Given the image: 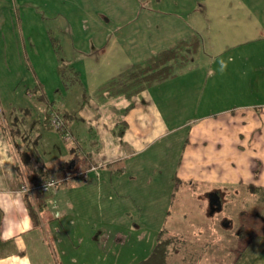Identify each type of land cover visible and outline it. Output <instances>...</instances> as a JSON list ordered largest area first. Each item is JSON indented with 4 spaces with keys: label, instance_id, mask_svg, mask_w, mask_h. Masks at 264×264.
<instances>
[{
    "label": "rangeland",
    "instance_id": "374dc122",
    "mask_svg": "<svg viewBox=\"0 0 264 264\" xmlns=\"http://www.w3.org/2000/svg\"><path fill=\"white\" fill-rule=\"evenodd\" d=\"M248 16L251 23L255 20L257 39L241 48H255L264 56V0H0V110L5 123H11L10 114L18 109L23 118L16 116L19 122L14 123H26L23 107L31 113L26 118L34 116L41 84L54 107L63 97L75 105L72 113H95L86 116L90 127H105L106 112L114 115L115 110L91 109L95 99L88 92L107 75L101 68L96 75L89 73V64L102 63L100 47H105L103 56H121L134 65L180 41L195 45L197 39L201 51L195 57L188 45L185 50L192 56L187 65L177 67L180 73L201 67L210 51L230 50L233 30L247 24ZM212 38L221 44L230 41L215 48ZM256 76L258 85L262 78ZM82 103L84 110L77 108ZM185 131L164 137L144 152L137 161L139 171L122 177L123 183L135 179V188L113 192L108 204L92 202L94 192L89 189L66 191L80 197L76 209L67 204L73 195L60 200L56 195L51 201L48 193H36L42 205V244L36 251L29 244L32 263L58 264L61 258L63 264H139L149 257L160 232V240L168 242L164 264H237L244 245L264 233V190L219 188L221 208L216 209L209 206L210 187L174 189ZM240 230H246L245 236L236 235Z\"/></svg>",
    "mask_w": 264,
    "mask_h": 264
},
{
    "label": "crops",
    "instance_id": "0c3cea01",
    "mask_svg": "<svg viewBox=\"0 0 264 264\" xmlns=\"http://www.w3.org/2000/svg\"><path fill=\"white\" fill-rule=\"evenodd\" d=\"M244 20L247 24L232 32L230 50L223 47L210 51L201 67L177 72L129 97L110 94L102 87L111 77L132 67V63L121 56H103L105 47H100L102 63L89 64V73L96 75L101 68L107 75L88 88V92L95 99L91 109L105 106L115 110L114 115L106 112L105 127L101 124L90 127L85 120L91 118L86 116L95 113L92 110L72 113L75 105L63 97L54 107L39 83L40 104L35 107L34 116L32 113L33 117L26 118L31 114L29 109L19 107L24 110L26 123L15 124L19 122L16 116H23L21 109L10 114V124L5 123L0 110V235H11L10 239H0V263L24 264L25 258H31L27 251L29 244H33L34 251L42 244L39 224L42 205L35 197L42 191L25 194L20 190L23 185L48 175L66 178L59 186L44 192L49 194V200L53 201L56 195L59 200L73 195L65 193L80 188L94 192L92 202L101 204L106 200L108 204L114 199L113 192L120 194L125 187L135 188V179L123 183L122 177L127 172L139 171L137 161L142 154L181 129L186 131L174 171V189L178 185L191 190L210 187L207 190L219 197L220 204L219 188L264 190V75L260 77L264 74V56L256 54L255 48H241L257 39L252 31L255 20L251 23L249 16ZM261 35L260 32L258 36ZM210 41L216 48L230 40L222 44L215 38ZM200 45L199 42L194 51L195 57L201 51ZM73 73L77 75L78 71L73 69ZM256 73V77L262 78L258 85ZM63 87L67 90L66 85ZM77 108L84 110L83 103ZM53 112L66 120L73 141H64L50 126L48 117ZM98 145L104 146L100 150ZM75 175L78 178L71 180ZM108 193L112 196H107ZM79 198L74 196L67 204L76 209ZM29 204L37 223L29 213ZM260 236L244 247L237 264H264V233ZM57 250L65 253L66 249L57 247ZM58 264H63L61 258Z\"/></svg>",
    "mask_w": 264,
    "mask_h": 264
},
{
    "label": "trees",
    "instance_id": "16d2710c",
    "mask_svg": "<svg viewBox=\"0 0 264 264\" xmlns=\"http://www.w3.org/2000/svg\"><path fill=\"white\" fill-rule=\"evenodd\" d=\"M183 42L184 41H180V43L175 46L158 51L147 57L145 60L134 64L132 67L121 72L120 74L111 77L102 88L108 91V93L110 94H124L129 97L137 91L146 89L150 84L154 82H159L173 77L177 73V67L185 65L187 60L189 59L191 50L188 51V53L185 49L188 48V45H192V43L189 44ZM194 43L195 45H192L193 51H195V49H197L198 47L197 39L194 40ZM48 177L50 176L48 175L46 177H42V179ZM63 182L64 180L58 183L57 186H59ZM29 213H31L34 223H37V219L30 204ZM245 233L246 230H240L236 232V235L243 237L245 236ZM161 235L162 233L159 232L149 257L142 260L139 264H164L168 250V242H166L165 240H160ZM245 246L246 244L244 245V247ZM242 250L240 251L238 256L242 254Z\"/></svg>",
    "mask_w": 264,
    "mask_h": 264
},
{
    "label": "built area",
    "instance_id": "2783aa9c",
    "mask_svg": "<svg viewBox=\"0 0 264 264\" xmlns=\"http://www.w3.org/2000/svg\"><path fill=\"white\" fill-rule=\"evenodd\" d=\"M49 124L52 128H54L60 133L64 141L71 142L74 140V136L71 132V129L69 128L68 124L65 122V120L59 113L53 112L50 115ZM62 180L65 181L66 178H62L60 180V179H56L54 176H50L48 178L38 179L32 183L23 185L20 190L21 192L24 193L33 192L34 190L47 192L53 189L54 187H56L57 184L60 183Z\"/></svg>",
    "mask_w": 264,
    "mask_h": 264
},
{
    "label": "water",
    "instance_id": "95a60500",
    "mask_svg": "<svg viewBox=\"0 0 264 264\" xmlns=\"http://www.w3.org/2000/svg\"><path fill=\"white\" fill-rule=\"evenodd\" d=\"M215 205L216 209L221 208L220 200L218 196H215L214 194H209V205Z\"/></svg>",
    "mask_w": 264,
    "mask_h": 264
},
{
    "label": "clouds",
    "instance_id": "9594fccd",
    "mask_svg": "<svg viewBox=\"0 0 264 264\" xmlns=\"http://www.w3.org/2000/svg\"><path fill=\"white\" fill-rule=\"evenodd\" d=\"M11 238V235H0V239H4V240H7V239H10ZM24 264H30V260H28L27 258L24 259Z\"/></svg>",
    "mask_w": 264,
    "mask_h": 264
},
{
    "label": "flooded vegetation",
    "instance_id": "af4514ba",
    "mask_svg": "<svg viewBox=\"0 0 264 264\" xmlns=\"http://www.w3.org/2000/svg\"><path fill=\"white\" fill-rule=\"evenodd\" d=\"M221 200H222V199H221ZM209 206H210V208H211V207H215V205H214V204H213L212 206H211V205H209Z\"/></svg>",
    "mask_w": 264,
    "mask_h": 264
}]
</instances>
